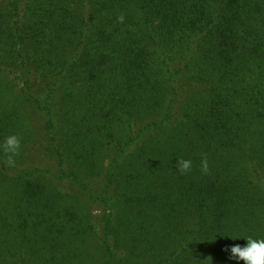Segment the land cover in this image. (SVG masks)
<instances>
[{"label": "trees", "instance_id": "16d2710c", "mask_svg": "<svg viewBox=\"0 0 264 264\" xmlns=\"http://www.w3.org/2000/svg\"><path fill=\"white\" fill-rule=\"evenodd\" d=\"M9 135L0 264H235L220 234L264 237V0H0Z\"/></svg>", "mask_w": 264, "mask_h": 264}, {"label": "clouds", "instance_id": "9594fccd", "mask_svg": "<svg viewBox=\"0 0 264 264\" xmlns=\"http://www.w3.org/2000/svg\"><path fill=\"white\" fill-rule=\"evenodd\" d=\"M118 21L123 23L124 16L120 15ZM21 149V139L16 135H9L4 138L3 143H0V151L6 154L8 163H14V158L19 154ZM177 171L180 174H187L191 171L192 161L189 159H180L176 162ZM201 170L204 173L209 171L207 160L201 161ZM221 237H228L233 241L243 239L245 245L233 244L226 247L224 250L229 253L228 259L235 261V264H264V237H256L253 235L241 234H220ZM216 237L214 238V240Z\"/></svg>", "mask_w": 264, "mask_h": 264}]
</instances>
